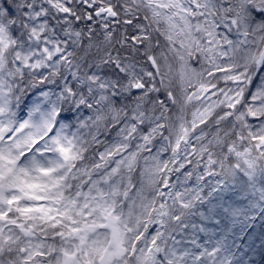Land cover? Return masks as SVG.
<instances>
[{
    "label": "snow or ice",
    "instance_id": "obj_1",
    "mask_svg": "<svg viewBox=\"0 0 264 264\" xmlns=\"http://www.w3.org/2000/svg\"><path fill=\"white\" fill-rule=\"evenodd\" d=\"M0 264H264V0H0Z\"/></svg>",
    "mask_w": 264,
    "mask_h": 264
}]
</instances>
